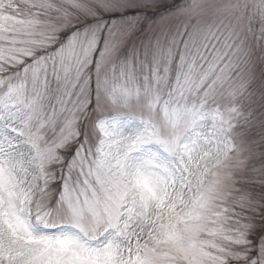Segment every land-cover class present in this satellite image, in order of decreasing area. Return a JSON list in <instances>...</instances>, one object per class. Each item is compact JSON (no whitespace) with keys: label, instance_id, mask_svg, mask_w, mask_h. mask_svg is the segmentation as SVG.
I'll use <instances>...</instances> for the list:
<instances>
[{"label":"snow or ice","instance_id":"6c2138e0","mask_svg":"<svg viewBox=\"0 0 264 264\" xmlns=\"http://www.w3.org/2000/svg\"><path fill=\"white\" fill-rule=\"evenodd\" d=\"M0 264H264V0H0Z\"/></svg>","mask_w":264,"mask_h":264}]
</instances>
